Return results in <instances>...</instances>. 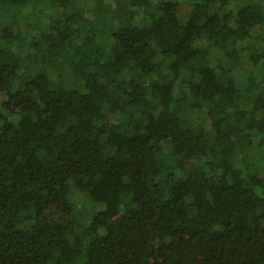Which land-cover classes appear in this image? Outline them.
<instances>
[{"label":"trees","instance_id":"trees-1","mask_svg":"<svg viewBox=\"0 0 264 264\" xmlns=\"http://www.w3.org/2000/svg\"><path fill=\"white\" fill-rule=\"evenodd\" d=\"M41 5L0 0V264H264V0Z\"/></svg>","mask_w":264,"mask_h":264},{"label":"rangeland","instance_id":"rangeland-1","mask_svg":"<svg viewBox=\"0 0 264 264\" xmlns=\"http://www.w3.org/2000/svg\"><path fill=\"white\" fill-rule=\"evenodd\" d=\"M50 2L51 0H42V15H41V10H40V16H41V22H47V20L49 19H53L55 17H57L58 19L63 18V16L61 15L62 10H57L55 7L50 6ZM190 8L189 7H182L181 9V16L182 18L187 17V14L189 13ZM66 11H70L69 9ZM87 16V14H86ZM183 116H188L187 113H184ZM76 199H80V197H76ZM81 206V205H78ZM96 211H100L102 210L101 206H96Z\"/></svg>","mask_w":264,"mask_h":264}]
</instances>
